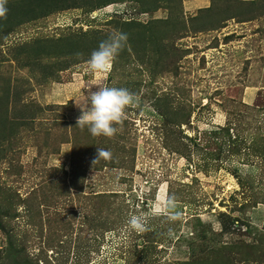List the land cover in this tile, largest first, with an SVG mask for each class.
<instances>
[{
    "label": "rangeland",
    "instance_id": "rangeland-1",
    "mask_svg": "<svg viewBox=\"0 0 264 264\" xmlns=\"http://www.w3.org/2000/svg\"><path fill=\"white\" fill-rule=\"evenodd\" d=\"M185 1L6 0L0 264H264V0ZM104 86L136 97L112 138L77 126L75 100Z\"/></svg>",
    "mask_w": 264,
    "mask_h": 264
},
{
    "label": "clouds",
    "instance_id": "clouds-1",
    "mask_svg": "<svg viewBox=\"0 0 264 264\" xmlns=\"http://www.w3.org/2000/svg\"><path fill=\"white\" fill-rule=\"evenodd\" d=\"M6 0H0V19H6ZM128 40V36L123 32L112 33L107 40L101 41L98 49L91 53L87 64L90 70L96 74L109 73L114 61L123 50ZM78 57L82 53L76 54ZM76 106L81 109V115L77 119V126H87L89 132L94 137L104 136L114 137L125 117V110L136 102L135 94L127 88L99 87L95 91H88L82 99L75 100ZM111 153L104 148H97V156L93 160L95 165L101 159H111ZM175 196L167 195L163 205L158 200L149 213L131 215L127 223L131 229L143 232L147 230L150 216H159L165 209L171 210L175 207Z\"/></svg>",
    "mask_w": 264,
    "mask_h": 264
},
{
    "label": "crops",
    "instance_id": "crops-1",
    "mask_svg": "<svg viewBox=\"0 0 264 264\" xmlns=\"http://www.w3.org/2000/svg\"><path fill=\"white\" fill-rule=\"evenodd\" d=\"M245 2H253L255 0H243ZM212 5V0H188L185 1V7L189 11H196L200 9H209ZM66 101H71L72 99L65 98Z\"/></svg>",
    "mask_w": 264,
    "mask_h": 264
}]
</instances>
